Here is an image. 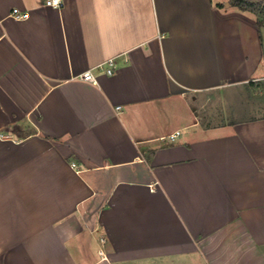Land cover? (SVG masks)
Masks as SVG:
<instances>
[{
    "label": "crops",
    "instance_id": "1",
    "mask_svg": "<svg viewBox=\"0 0 264 264\" xmlns=\"http://www.w3.org/2000/svg\"><path fill=\"white\" fill-rule=\"evenodd\" d=\"M263 79L229 0H0V264H264V116L192 106Z\"/></svg>",
    "mask_w": 264,
    "mask_h": 264
},
{
    "label": "rangeland",
    "instance_id": "2",
    "mask_svg": "<svg viewBox=\"0 0 264 264\" xmlns=\"http://www.w3.org/2000/svg\"><path fill=\"white\" fill-rule=\"evenodd\" d=\"M264 2V0H259ZM192 104L202 125L223 124L232 119L264 116V79L237 88L218 89L201 93ZM182 105L170 106L167 125L176 124L175 114ZM174 114V116H173Z\"/></svg>",
    "mask_w": 264,
    "mask_h": 264
},
{
    "label": "built area",
    "instance_id": "3",
    "mask_svg": "<svg viewBox=\"0 0 264 264\" xmlns=\"http://www.w3.org/2000/svg\"><path fill=\"white\" fill-rule=\"evenodd\" d=\"M44 3L48 6L58 7L61 4V0H44ZM10 15L15 19H24L27 17V12H20L18 9L14 8L12 9ZM115 66L114 58H109L106 61L98 64L95 66V68L98 70V72H105L107 74H111L113 72V68ZM75 77L85 80L91 83H96L95 74L91 70H86L84 72H81L77 74ZM179 132H175L174 134H171L170 138H175Z\"/></svg>",
    "mask_w": 264,
    "mask_h": 264
},
{
    "label": "trees",
    "instance_id": "4",
    "mask_svg": "<svg viewBox=\"0 0 264 264\" xmlns=\"http://www.w3.org/2000/svg\"><path fill=\"white\" fill-rule=\"evenodd\" d=\"M231 6L240 11H250L257 15V23L260 26L264 21V2L259 0H229Z\"/></svg>",
    "mask_w": 264,
    "mask_h": 264
}]
</instances>
